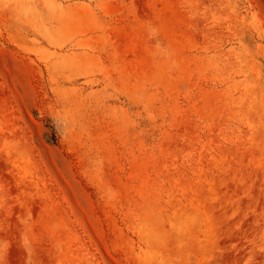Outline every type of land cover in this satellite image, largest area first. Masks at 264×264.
I'll return each instance as SVG.
<instances>
[{
	"label": "rangeland",
	"instance_id": "374dc122",
	"mask_svg": "<svg viewBox=\"0 0 264 264\" xmlns=\"http://www.w3.org/2000/svg\"><path fill=\"white\" fill-rule=\"evenodd\" d=\"M0 264H264V0H0Z\"/></svg>",
	"mask_w": 264,
	"mask_h": 264
}]
</instances>
